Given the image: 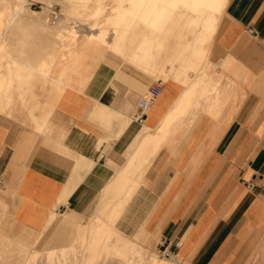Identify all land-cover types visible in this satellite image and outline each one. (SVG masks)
I'll return each mask as SVG.
<instances>
[{
	"label": "crops",
	"instance_id": "0c3cea01",
	"mask_svg": "<svg viewBox=\"0 0 264 264\" xmlns=\"http://www.w3.org/2000/svg\"><path fill=\"white\" fill-rule=\"evenodd\" d=\"M222 15L208 66L197 76L169 67L173 78L142 115L138 103L159 80L128 59L137 67L120 64L83 91L39 102L52 106L40 131L29 111L0 112V201L17 225L39 234L55 214L85 226L137 177L115 223L123 235L145 232L188 264L247 262L264 244V0H227ZM204 79L217 89L207 83L201 95ZM33 90L18 108L37 104ZM49 110L33 114L37 123ZM172 116L163 147L142 146Z\"/></svg>",
	"mask_w": 264,
	"mask_h": 264
},
{
	"label": "bare ground",
	"instance_id": "6f19581e",
	"mask_svg": "<svg viewBox=\"0 0 264 264\" xmlns=\"http://www.w3.org/2000/svg\"><path fill=\"white\" fill-rule=\"evenodd\" d=\"M226 1L227 0H118L120 5H118V7L116 9V13L112 17H109V21L115 27L114 31H115L116 37L113 39V43L110 44V42L109 43L106 42V36H105L104 30L99 31L100 33L98 32V34L89 35L88 40L87 41L85 40L86 43L82 42L85 44H80V42H79L80 46H79V48H76V49H79V51H76V49L73 47L74 44L72 42L73 45L70 44L69 52H64L62 55L63 56V58H62L63 59V63H62L63 67H61L62 70L59 72L58 77L54 78L55 83H58L59 85L62 86V88L60 86H58L57 89L59 92H58L57 97L55 99L53 98L54 102L55 103L57 102L56 100L59 99V96H61V93L68 87H72L74 89L76 88L77 92H79L78 89L83 91V89H82V86H83L82 83L83 82L81 81V79H79L80 83H77L78 86H76V84H74V82H73L74 80L72 77V75H73L72 73H74L76 71V62H78L77 60H78L80 54L84 53L82 51H84L85 49L86 50L92 49V50L96 51L100 48L102 49V46L107 45L110 47L109 50L113 51V53L114 52L121 53L125 59H128L132 63H137L138 66L140 65L141 67H143L145 69V71H147L148 73H150L156 77H158V76L160 77V76L164 75L163 69H164L165 64H168V65L171 64L174 67V69L173 70L171 69V71H174V70H176L175 68H177L178 72L181 70L185 71V69H191V71L201 69L200 67H202V65H204L203 63H204V60L206 59V51H207L206 48L208 47L207 46L205 48L204 45L207 44L206 42H208V44H209V41L212 39L214 32L216 30V27H217V23H218L219 18L222 14V11H223V8L225 6ZM123 2H127L126 7L122 6ZM81 8H83V7H81ZM39 12H33V13L37 16L39 14ZM101 14H102V9L100 6H97L93 15L96 18V17H99ZM35 15H33V16H35ZM18 16H19V14H18ZM110 16H111V14H110ZM15 17H16V15H14L12 17V22L15 19ZM92 25H94V24H92ZM38 29H40V28H38ZM71 32H74V31H71ZM189 34H190V37H193L192 39H189L188 38L189 36L187 37V35H189ZM71 36H72V34H71ZM73 38H74V36H73ZM59 39H61V38H59ZM105 48L106 47H104V49ZM0 50H2L1 46H0ZM86 50H85V52H88ZM208 52H209V49H208ZM93 53L95 54V52H93ZM96 53H98V52L96 51ZM99 54H100V56L104 55L102 52H99ZM93 56L95 57V55H93ZM48 57H49V55H48ZM94 57H92V58H94ZM82 59H83V55H82ZM85 59H86V57H85ZM37 61H38L37 62L38 66H36L37 64H35V63H34L35 66L34 65H27L26 63L21 62V60H18L16 58L13 59V62H11L12 64L7 63L6 65H7L8 71L10 72V74L13 73L12 75H14V77H12V78L10 77L8 79L7 78L6 79L0 78V88H1V85L5 86L4 84H8V87H10L9 84L11 83V81H13V82L16 81L20 84L22 82V80L24 82L31 80L35 76V73L40 74V75H44V76H49L48 75L49 74L48 73L49 68H50L49 63H52L53 61L50 62V59L45 58V57H43ZM87 61H86V63H88ZM56 62H57V60L55 61V63ZM77 64L79 66L81 63H77ZM92 64H94V63H92ZM86 66H87V64H86ZM205 67H207V66H205ZM83 68H85V67H83ZM81 71H82V69H81ZM77 72H80V71H78V68H77ZM182 73H184V72H182ZM77 75H78V73H77ZM79 75H81V73H79ZM83 75L85 77L86 73H84ZM88 75H90V74H88ZM78 76L76 78L77 81L79 78ZM51 77H53V76H51ZM74 77H76V76H74ZM87 77L88 76H86V79H87ZM171 77L173 78L172 75H171ZM204 78L207 79V76L206 77L204 76ZM86 79H83L84 82ZM205 79L203 80V83H202L204 86L203 85L200 86V88L204 87L202 92H200L201 95L208 93L209 90L206 87L207 83L210 84V85L208 84L210 87L212 86V88H214L211 83H214L215 80H214V82H213V79L209 80L207 82ZM13 86H14V83H13ZM20 87L17 88V89H19V90H17V91H19L17 96H15L14 93H13V95L17 98L19 97L20 99H22V98H24V91H26V90H23V88L22 87L20 88ZM215 88H216V86H215ZM215 88H214V90L217 89V88L216 89ZM29 89H31V88H29ZM4 97H5V94L2 96V92L0 89V112L1 113H4V110L7 111V109H9V107H12L11 106L12 98H13L12 94L6 95V100L4 99L5 101L2 100ZM34 97H35V94H34ZM45 101L46 100H44V102ZM48 102H50V101H48ZM34 104H35V102H34ZM53 104L54 103H52V105ZM178 104H180V103H178ZM48 105H49V103H48ZM48 105L46 103V106H48ZM13 106H15V103ZM49 106L52 108L51 105H49ZM49 106H48V108H49ZM36 107L37 106H35V109H36ZM46 108L47 107H45L44 110ZM51 108H49V109H51ZM32 109H34V107L33 108L31 107L30 110H32ZM37 109L39 110L40 107ZM11 110H14V107H13V109L12 108L9 109L8 111H10V113H11ZM49 112H50V110L47 112V114L45 113L46 115L43 114V116L41 117V119H42L41 123H37L38 118L37 119L34 118V115L30 111V115L32 116V119L34 120V122H36L35 125L36 124L38 125L39 130L42 128V125H43L44 121L46 120L45 118L49 114ZM170 116H171V114H170ZM175 116L174 117L172 116V118H169V120L167 121L166 127L163 130H160V133H159L160 137L159 136H157V137L151 136L150 137V136H148V133H147L146 135L148 137L145 136L146 137V138H144L145 142L142 141V144L144 142V144L142 146H144L146 148V145H150V144L152 145L153 144L154 147H152L153 145L151 147L154 148L155 151L158 150V148L160 149V146L165 141H168V138H169L168 135H170L168 130H169L170 126L172 127V124L175 123L174 122L176 120ZM178 119H179V117H178ZM156 134H158V133H156ZM154 136H156V135H154ZM167 136H168V138H167ZM142 146L140 145L141 151H140V149L137 150V151H139V153L141 152V155H143L142 149H144ZM162 147H163V145H162ZM148 150H149V148H148ZM150 151H151V149H150ZM143 153H144V155H147V154H145L146 153L145 150ZM154 153L155 152H152L149 155H152ZM135 155H134V158L136 157ZM138 156L139 157L137 158L136 163L137 164L140 163V166L142 168V166H145V164H146L145 161L149 160V159H147V158L145 159L144 156H140V155H138ZM142 157H144V159H145V160H143V162L145 163V164L143 163L144 165H141L142 161L141 162L139 161V163H138L139 158L142 160ZM147 157H149V156H147ZM151 157L153 158V156H151ZM134 158H133V160H136ZM151 161H152V159H151ZM131 163L133 164L135 162H131ZM136 163H135V165H136ZM147 163H148V161H147ZM132 166L129 167V169L134 167V166L133 167ZM146 166H149V165L147 164ZM135 167H138V165H136ZM129 169H127L128 173L130 171ZM134 169H136V168H134ZM124 171H126V169ZM134 171L135 170H133L132 173H135ZM136 171H137V169H136ZM140 171H138V172L139 173L145 172L144 170H142L141 172ZM123 173H127V172H123ZM135 174L139 175L138 173H135ZM132 175L130 172V175H129V176H131L130 178H132ZM130 178H128V179L130 180ZM132 179H134V178H132ZM140 179H141V176H140ZM125 180H124V182H125ZM137 180L138 179L136 177V181H133V182L130 181L132 184H130L129 181L126 180V181H128L127 184L121 186L120 190H118V193L116 194L117 195L116 197H114L115 195L113 197H104V202L101 205L102 208L99 211L101 212L100 216H103L106 219V221L104 220L105 222L103 221V219H101L103 222L100 219H98L101 221L98 224H94L93 222H91L90 224H88V226H76V227L83 228V232H84V235L81 238L82 239L81 243H83V245L82 244L81 245L83 246V250H85V251L83 252V255L81 256L82 259H81V262H79V264H96L97 259H99L100 256L103 255V253H105L103 255V257H105V255L112 254V255L118 257L119 259L123 260L124 264H169L168 262H165L161 259H158L155 255H153L149 252H147L148 253L147 254L146 251L144 250V248H142L141 246L136 244V242L131 240L129 237L123 235L115 227V223H116L118 216L120 215L121 211L123 210L125 204L131 198L129 196L131 195L133 190H135L137 188L136 187ZM124 182H122V183L124 184ZM121 195H123L125 197H120ZM0 205L3 208V210H5V208L7 207L3 201H0ZM54 218H55L54 216H51L50 219L48 220L47 225H51L54 222ZM46 228H47V226H46ZM81 234L82 233H80V237H81ZM112 234H115V237L113 239L111 238ZM71 236H72V234H71ZM66 237H68V235ZM70 237H68V238H70ZM71 239H68V240H71ZM60 240H64V239L62 238ZM110 241H113V242L111 244H109ZM63 242L61 245H63ZM68 244H67V246H68ZM57 247L58 246H55V247L48 249V255H47L48 261H49L50 257L52 258V255L55 253L53 250L57 249ZM62 251L63 250H61L60 255H58V256L64 257L65 255H67V253H65V252L63 253ZM69 251H71V250L68 249L67 252H69ZM33 253L32 254L29 253L32 256H30L24 264H33L32 259H35L36 254H37V253H35V254H33ZM56 253L53 257L57 256ZM29 254H28V256H29ZM39 254L41 255L42 253H39ZM75 257L78 258L79 256L76 254ZM50 261H52V260H50ZM59 261H60V259H59ZM77 261H79V260H77ZM20 262H22V261H20ZM52 262H54V260ZM61 263L62 262H58V264H61ZM62 264H64V261Z\"/></svg>",
	"mask_w": 264,
	"mask_h": 264
},
{
	"label": "rangeland",
	"instance_id": "374dc122",
	"mask_svg": "<svg viewBox=\"0 0 264 264\" xmlns=\"http://www.w3.org/2000/svg\"><path fill=\"white\" fill-rule=\"evenodd\" d=\"M118 5H120L118 0H88V1L87 0L86 1L85 0L84 1L83 0H26V1L25 0H0V37H1L0 46L2 47V50H0V55H1L0 56V78L8 79L10 77L11 78L14 77V75H12L13 73L10 74V72L8 71L6 64L7 63L12 64L11 62H13V59L15 58L18 60H21V62H24L27 65H34L35 63L37 64L36 66H38L37 60H40L43 57L49 58L50 62L53 61L52 63H49L50 64V68L48 72L49 76H44V75L35 73V76L33 77L34 79L32 78L31 80H28L25 82L22 80L20 84L16 81L14 82L11 81L10 83L11 85L9 84L10 87H8V84H4L5 86L1 85L0 89L2 92V96L5 94V97L3 99L6 98V95H11L15 92L17 93V90H19L17 88L20 86L23 88V90L24 88L28 90L30 87L31 88L34 87L35 90L33 91L37 92L36 94L40 95L39 99L37 97L34 98V95L32 96L34 98V99L32 98L33 101L38 100L36 105L31 106L32 108L34 107V109L32 110H30L31 107L30 108H24V107L18 108V105L16 103L25 101V98L20 99L19 97L17 99H15V97L12 98V103H11L12 107H9V109L11 108L13 109L14 107V111L16 112H23L24 110H26L27 112L29 111V113L31 111L32 114H35V113H41L45 107L48 108L49 105L46 106V105L40 104L39 102H41L42 100L49 101L53 96L55 99L59 92L57 89L58 86L62 88L61 85H59L58 83H55L54 78L58 77L59 72L62 70L61 67H63L62 66L63 65L62 64L63 63V59H62L63 53L69 52V48H70L69 46L70 44H72V42L74 44L72 45L75 49L79 48L80 44L86 43L89 35L98 34L99 31H103V30L105 31L106 42L107 43L110 42V44H112L113 39L116 37V34L114 31L115 27L109 21V17H112L116 13V9ZM97 6L101 7L102 14L99 17L95 18L93 13ZM122 6L126 7L127 2H123ZM33 12H39L38 14L39 16L38 15L36 16ZM14 15H16V17L12 22V17ZM222 18H223V15L219 18L218 27L221 24ZM38 28H40L41 30ZM71 31H74V32H71ZM70 33L72 34V36ZM187 37L189 39L193 38V37H190V34L187 35ZM3 38L10 39L9 43H7V41L5 40L2 41ZM212 40L209 41V44L208 42H206L207 44L204 45L205 48L208 46L206 48L207 51H206V59L204 60V63H203L204 66H208V53H209L208 49L211 46L210 43L212 42ZM82 42H85V43H82ZM104 47H106L107 49L106 48L104 49ZM109 49H110L109 46L104 45L102 46V49L101 48L98 49L99 51L96 50L98 53H96V51L92 49H87V50L85 49L88 52H85V50L82 51L84 53L80 54L77 60L78 62H76V71L72 73L73 74L72 77L74 80L73 82L74 84H76V86H78L77 83H80L79 79H81V81L83 82L82 89H86L90 84H93L97 82L99 79H102L105 73H110V71L117 70L120 64H125V65L131 64V65L136 66V64L129 63L128 60L125 59L121 53H118V52L113 53V51H110ZM11 51H14L13 57L11 56ZM76 51H79V49H76ZM93 52H95V54ZM99 52H102L104 55L102 54L103 56H100L101 53L99 54ZM92 54L95 55V57ZM82 55H83V59H82ZM85 57L88 61L85 59ZM92 57H94L95 59ZM56 60H57L56 62L57 64L55 63ZM86 61L88 63H86ZM77 63H81L82 65L80 64L78 66ZM204 66L200 67L201 69H198L199 71L198 70L191 71L190 69H186V70L187 71L189 70L188 71L189 76L191 75L197 76L201 70L204 71L205 69ZM169 67H170V70L174 69V67L171 64L169 65L165 64L164 68H165V72L167 73V75H163L160 77L155 76L153 77V79H158L162 82H165L166 80L171 79L172 74L168 71ZM77 68H78V71L80 72H77ZM76 72L78 73V75L79 73H81V75L78 76ZM84 73H86L85 77L83 75ZM77 76L79 77L78 81L76 79ZM86 76H88L87 77L88 80L86 79ZM83 79H86L85 82ZM13 83H14V86H13ZM214 91L215 90H213V92ZM14 103H15V106L17 105L16 107L13 106ZM35 106H37L36 109H35ZM39 107L40 109L38 110L37 108ZM9 109H7V111L4 110V113L11 114L13 110H11V113H10V111H8ZM0 193H2L1 187H0ZM0 200H1V197H0ZM6 206L7 207L5 208V210H3V208L0 205V255H1L0 264H20V263L24 264L26 260L30 256H32L30 254H32L33 252H34L33 254L37 253L35 259H32L33 264H58V262L63 263V261H64V264H79V262H81V259H82L81 256L83 255V252L85 251L83 250V246H82L83 243H81V240H82L81 238L84 235L83 228L76 227L75 224L73 225L71 223L69 224L68 221L61 219V218H57L56 215L53 214L51 216L55 217L54 222L51 225H47V228H45L44 232L38 234V233L32 232L30 230H27L17 225L14 222L13 218L11 217V214L9 212V207L7 204ZM100 215H101V212L99 211V214L97 215L98 217L96 216L95 218H93L89 222V224L91 222H93L94 224H98L99 222L102 221L101 219H103V221L104 220L106 221V219ZM98 219H100L101 221ZM85 226H88V224ZM80 233H82L81 237H80ZM67 235L68 237L70 236L71 237L68 238L66 237ZM125 236L129 238L134 237V235H125ZM114 237H115V234H112L111 238L113 239ZM62 238L64 240H60ZM68 239H71V240H68ZM62 242H63V245H61ZM112 242L113 241H110L109 244H111ZM135 242L136 244L144 248L146 253L149 252L155 255L158 259L168 262L169 264H188L187 262H182L179 259H168L160 255L158 253L159 249H157L156 247H152L149 236L145 232H143V236L141 240L136 239ZM67 244L68 246L69 245L70 246L68 247ZM55 246H58V247L57 249L53 251L55 253L57 252L58 254L56 253L57 256L53 257L55 255L54 253L52 255V258L50 257L48 261V256H47L48 249L55 247ZM59 246L60 247L62 246V247L60 248ZM60 249L63 250L62 251L63 253L64 252L67 253V255H65L66 257L64 256L65 258L62 256H58L60 255V252H61ZM68 249L71 250L72 252L71 251L67 252ZM39 253H42V254L40 255ZM76 254L79 256L78 257L79 259L75 257ZM104 254L105 253H103V255ZM103 255H101L100 258L97 259L96 264H124L123 260L119 259L118 257L112 254L105 255V257H103ZM50 260L52 261L54 260V262ZM245 264H264V244H261L259 248L253 251L250 258L247 260Z\"/></svg>",
	"mask_w": 264,
	"mask_h": 264
},
{
	"label": "built area",
	"instance_id": "2783aa9c",
	"mask_svg": "<svg viewBox=\"0 0 264 264\" xmlns=\"http://www.w3.org/2000/svg\"><path fill=\"white\" fill-rule=\"evenodd\" d=\"M161 85L162 81H157V84L149 88L144 97L139 101L138 106L141 115L144 114L149 104L158 96L161 90ZM158 253L168 259H177L176 254L172 251H168L164 246H161V248H159Z\"/></svg>",
	"mask_w": 264,
	"mask_h": 264
}]
</instances>
